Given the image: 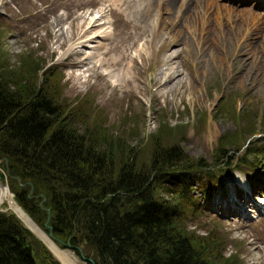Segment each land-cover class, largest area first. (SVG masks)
<instances>
[{"label":"rangeland","instance_id":"374dc122","mask_svg":"<svg viewBox=\"0 0 264 264\" xmlns=\"http://www.w3.org/2000/svg\"><path fill=\"white\" fill-rule=\"evenodd\" d=\"M161 3L158 0L148 8L141 0L121 5L113 0H0V62L11 69L23 60L37 61L38 66L44 63L42 69L54 67L61 74L58 102L79 111L73 125L101 145L100 150L109 144L128 154L134 150L138 163L148 164L155 145H176L189 160H203L216 172L208 193L198 187V183L207 182L204 173L170 177L167 173L177 169L169 167L178 166L172 162L166 165L171 170L163 171L158 181L168 192L161 198L175 203L178 181L185 177L201 209L195 216L181 219L185 232L197 237L217 234L221 257L232 263L264 264V182H254L264 180V166L251 176L248 166L237 161L251 142H257L264 152V6L256 10L247 4H231L230 8L224 0H208L182 17L178 16V4L173 2L171 10L161 13ZM225 11L229 15H223ZM161 17L164 29L155 40L152 29ZM93 19L97 23L84 33L87 37L73 39L72 33L86 30ZM67 47L78 51L67 56ZM137 49L143 58L135 57L136 64L125 66L126 83L119 78L121 68L111 72L92 65L101 58V51H106L107 59L121 56L124 64L128 58L123 55L133 56ZM107 72L111 74L106 76ZM37 75L39 82L41 69ZM237 136L244 138L234 141ZM221 145L227 157L213 165ZM259 155L258 149L248 154L247 164ZM3 166L0 159V171L6 173L4 183L11 195L22 190L45 217L41 213L37 224L13 196L14 202L47 233L45 199L39 201L40 194L33 193L29 182ZM234 167L238 171H232ZM229 206L235 210L225 211ZM177 209L181 218V205ZM0 212L13 214L22 228L33 234L36 244L31 242L30 247L38 255L36 262L59 264L48 245L7 201L0 204ZM184 212L188 213L187 206ZM51 241L73 256L76 264H93L83 254L82 245L73 247L65 237L53 236ZM79 252L92 262L82 260Z\"/></svg>","mask_w":264,"mask_h":264},{"label":"trees","instance_id":"16d2710c","mask_svg":"<svg viewBox=\"0 0 264 264\" xmlns=\"http://www.w3.org/2000/svg\"><path fill=\"white\" fill-rule=\"evenodd\" d=\"M30 62L23 60L13 69L0 62V159L30 183L33 193L41 195L39 201L45 199L53 236L65 237L73 247L82 245L93 264H235L221 257L217 234L197 237L185 232L181 219L201 212L185 177L178 181L175 203L161 198L168 193L158 182L161 173L173 167L177 170L169 171L170 177L204 173L207 182L198 187L208 193L216 173L208 164L189 160L176 145H155L148 164L138 163L134 150L128 154L111 144L100 150L101 145L73 125L79 111L58 102L61 74ZM243 138L231 139L227 147ZM257 144L251 142L237 160L252 172L264 166V152ZM225 149L221 145L216 150L213 165L227 157ZM257 149L259 158L247 164L246 156ZM172 162L178 166L167 168ZM21 191L13 195L16 202L40 224L45 213ZM31 242L36 244L13 214L0 212V264H43L35 261Z\"/></svg>","mask_w":264,"mask_h":264},{"label":"bare ground","instance_id":"6f19581e","mask_svg":"<svg viewBox=\"0 0 264 264\" xmlns=\"http://www.w3.org/2000/svg\"><path fill=\"white\" fill-rule=\"evenodd\" d=\"M117 5H121V4H123L124 2H126L127 0H113ZM142 1V3L144 4L145 3V5L146 6H148V8H149V6L150 5H155L156 3H157V1L158 0H141ZM162 1V3L160 4V12L162 13V11H169V10H171V8L173 7V6H175V4L173 3V2H175L176 4H178V9L180 10V15H178V16H182V17H185V12L186 11H188V9H190V10H192V9H196V7H198V6H202L205 2H207L208 0H204V2H201L202 4H200V0H161ZM225 2H226V5H229L228 7H230V8H233L232 6H230L231 5V3L228 1V0H224ZM262 0H259V2H261ZM165 2V4H163ZM212 3H213V1H212ZM174 4V5H173ZM192 4H195V5H192ZM152 7V6H151ZM217 11L219 10V8H215ZM246 10H248V9H246ZM258 10V9H257ZM178 14V13H177ZM229 15V13L227 12V11H225L224 13H223V15ZM263 16H264V14H262ZM84 19V18H83ZM85 22V21H84ZM86 23V22H85ZM95 23H97L96 22V20H92V21H90V23L88 24L87 23V25H88V27H87V29L86 30H77V31H75V33H72V35H74L73 36V39H76L77 38V40L76 41H79L80 39H82V37H87L84 33H86V32H89L90 30H93V28L95 27ZM163 23H164V19L161 17V18H156V23L154 24V26H153V29H152V31H153V34H154V38H155V40L157 39V37H158V34H160V32L164 29V25H163ZM77 24V23H76ZM80 26H78V28H79ZM79 29H81V28H79ZM179 34V33H178ZM175 39V38H174ZM84 40V39H83ZM75 41V42H76ZM155 42V41H154ZM70 43H72V42H70ZM79 43V42H78ZM74 44V43H73ZM77 44V43H76ZM68 45H69V43H68ZM134 45V44H133ZM70 46V45H69ZM72 46H74V45H72ZM81 46V45H80ZM69 47H67V49H68ZM103 49V48H102ZM105 49V48H104ZM107 50V49H106ZM131 50V49H130ZM129 50V51H130ZM77 51L78 50H76L74 47H72V48H69L68 49V51H67V56H69V55H71L73 52H76L77 53ZM80 52V51H79ZM96 53H98L97 51H96ZM122 55V52L121 53H119L118 55ZM125 54H127L126 52H125ZM173 54V53H172ZM177 54V53H176ZM93 55V54H92ZM99 55H101V58H98L97 56V59H96V63L95 64H92L93 66H94V69L95 68H100V67H104V69L106 68L108 71H109V69L111 70V72H112V70H115V71H117V72H119L120 71V69H119V71L117 70L118 68H121L123 71H122V73L119 75V74H116V75H113L112 74V76H114V77H116L117 78V75H119V78L120 79H122V82L123 83H126L127 81H129L128 80V77L126 76V71L127 70H125L124 68H125V66L126 65H134V64H136V58L135 57H137V58H140L141 59V61H142V58H143V55H142V53H141V50L140 49H137V51H136V53H133V56L132 55H130V54H127V56H125V55H123V57H124V59H126V58H128L125 62H124V64L122 63V57L121 56H118V57H113V58H108L107 59V57H106V55H107V53H106V51H101V52H99V54H98V56ZM91 56V55H90ZM100 57V56H99ZM170 57V56H169ZM176 57V56H175ZM91 58V57H90ZM93 58V57H92ZM93 61V60H92ZM85 62V61H84ZM92 63V62H91ZM90 64V63H89ZM83 66V65H82ZM126 68H128V67H126ZM102 69V68H101ZM100 70V69H99ZM104 71V70H103ZM106 71V70H105ZM168 72V71H167ZM113 73H114V71H113ZM169 73V72H168ZM107 74H111L110 72H107L105 75L106 76H108ZM129 74V73H128ZM127 74V75H128ZM128 76H130V75H128ZM165 76V75H164ZM112 78V77H111ZM117 83V82H116ZM121 86V85H120ZM137 87V86H136ZM253 188V187H252ZM262 188H263V186H262ZM254 191L256 190V186H254ZM243 192V191H242ZM247 193V192H246ZM253 193V192H252ZM217 200V199H216ZM220 200V199H219ZM233 200V199H232ZM4 201H7V203L9 204V206H10V209H12L13 211H15L17 214H18V216L22 219V220H24V222L26 223V225L33 231V233L37 236V237H39L40 239H42L47 245H48V247L50 248V250H51V252L53 253V255H55L60 261H58L57 260V262L59 263V264H76V262H75V259L73 258V256H71V255H69V254H67L66 252H64V251H61L47 236H46V233L44 232V231H41L32 221H31V219L23 212V210L21 209V207L20 206H18L17 204H16V202H14V200H13V196L11 195V193L9 192V190L7 189V188H5L3 185H1V183H0V204L2 203V202H4ZM214 202V201H213ZM219 202V201H218ZM251 202V201H250ZM230 203H232V202H230ZM228 204V203H227ZM243 204V203H242ZM218 205V204H217ZM221 205V204H220ZM248 205V204H247ZM228 206V205H227ZM211 207V206H210ZM241 208V207H240ZM213 209V208H212ZM225 209V211H229V210H235L234 209V207H231V206H229L228 208L226 207V208H224ZM233 211H231V214H235V213H232ZM238 213V212H237ZM238 215H241V212H240V214L238 213ZM30 232V231H29ZM33 235V234H32ZM31 235V236H32ZM50 252V253H51Z\"/></svg>","mask_w":264,"mask_h":264},{"label":"water","instance_id":"95a60500","mask_svg":"<svg viewBox=\"0 0 264 264\" xmlns=\"http://www.w3.org/2000/svg\"><path fill=\"white\" fill-rule=\"evenodd\" d=\"M2 161L6 164L5 159H2ZM5 176H6V173H5V172H0V181H3L4 178H5ZM1 185H3V186L6 188V185H5V184H1ZM39 196H40V195H39ZM39 196H38V197H39ZM45 210L48 211L47 208H46ZM46 234H47V237H48L49 239H51V240L53 239V236H52V234H51V229H50V227L48 228ZM79 256H80V258H81L82 260H86V261L89 262V263L92 262L90 259H85V258L81 255L80 252H79Z\"/></svg>","mask_w":264,"mask_h":264}]
</instances>
